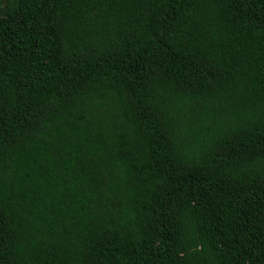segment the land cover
I'll return each instance as SVG.
<instances>
[{
  "label": "trees",
  "instance_id": "1",
  "mask_svg": "<svg viewBox=\"0 0 264 264\" xmlns=\"http://www.w3.org/2000/svg\"><path fill=\"white\" fill-rule=\"evenodd\" d=\"M0 264H264V0H0Z\"/></svg>",
  "mask_w": 264,
  "mask_h": 264
}]
</instances>
